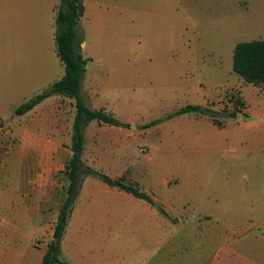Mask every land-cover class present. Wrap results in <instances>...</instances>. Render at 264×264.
<instances>
[{
  "label": "rangeland",
  "instance_id": "rangeland-1",
  "mask_svg": "<svg viewBox=\"0 0 264 264\" xmlns=\"http://www.w3.org/2000/svg\"><path fill=\"white\" fill-rule=\"evenodd\" d=\"M93 1L102 13L86 36L83 98L101 104L90 97L96 80L107 112L128 126H87L82 159L152 203L83 177L61 261L251 264L237 243L220 250L264 216V196L252 198L264 189V84L233 70L238 43L264 40V0ZM43 2L0 0V264H42L69 185L75 101L52 96L14 113L63 71ZM187 104L217 120L187 114L145 128Z\"/></svg>",
  "mask_w": 264,
  "mask_h": 264
},
{
  "label": "trees",
  "instance_id": "trees-1",
  "mask_svg": "<svg viewBox=\"0 0 264 264\" xmlns=\"http://www.w3.org/2000/svg\"><path fill=\"white\" fill-rule=\"evenodd\" d=\"M83 14L84 5L82 0L60 1L55 18V44L57 56L64 65L65 74L60 80L49 85L46 89L18 106L14 111L16 116H23L52 96H62L75 101L76 112L71 136L72 156L67 167L69 185L65 200L58 213L52 240L48 243L47 250L42 258V264H65L60 259L61 242L69 217L73 212L83 177H95L105 184H112L113 182L106 174L100 173L84 164L82 155L85 146V128L92 121L119 128L128 126L104 109H91L83 98L82 82L86 73L87 62L82 55L83 38L79 28V21ZM233 70L247 83L254 85L264 84V40L238 43L233 53ZM187 114L208 116L214 121L217 120L218 115L216 111L207 107L187 104L160 120L146 124L145 128L153 127L161 121ZM231 116L237 115L232 113ZM215 123L220 125L219 122ZM119 186L121 190L135 198L152 203L151 197L137 187L125 184Z\"/></svg>",
  "mask_w": 264,
  "mask_h": 264
},
{
  "label": "crops",
  "instance_id": "crops-1",
  "mask_svg": "<svg viewBox=\"0 0 264 264\" xmlns=\"http://www.w3.org/2000/svg\"><path fill=\"white\" fill-rule=\"evenodd\" d=\"M44 4L43 7H45L48 11H49V22H48V35L49 38L51 40L54 39L55 41V18H56V9L58 8L60 1L61 0H43ZM83 5H84V14L83 16L80 18L79 24L81 25V29H82V38H83V43H82V55L83 57L88 61V59H92L94 60V56L93 54H87L84 55L85 51L88 48V42H87V33L89 32V27H91V25L94 23L95 24V17H97L98 15H100L102 12L100 10V4L94 3L93 0H82ZM34 7H36L34 5ZM35 9V8H33ZM56 46V44H55ZM57 54V52H56ZM58 57V56H57ZM59 59V58H58ZM60 61V60H59ZM60 67L63 68V71L59 74H57L54 78V80L51 82L54 83L58 80H60L64 74H65V68L64 65L60 62L59 63ZM24 80V79H23ZM87 77L86 75H84V79L82 82V91L84 92V85L86 83ZM90 97L92 98H99L100 100H97V103L101 104L99 106H95V108L93 110H99V109H104L106 112V102H103L101 100V96L99 93V88H98V84L96 83V80L90 79ZM29 80H24V81H20V86H18L16 91H22V93H25L26 90H28L27 88L29 87V84H32V82ZM50 84V85H51ZM56 98H61L62 96H54ZM53 98V97H50ZM66 98V97H63ZM48 99V98H47ZM56 100V99H54ZM103 103V104H102ZM39 107V105H37L35 108ZM34 108V109H35ZM109 113V112H108ZM74 120V119H73ZM94 121L90 122L88 124L92 125V124H96L95 126H99V124L105 125L106 128L108 129H112V128H119V127H115L108 124H103V123H99L97 121V123H93ZM122 122V121H121ZM256 191V188L254 189ZM264 189L261 190V188L258 189L257 192L253 191L252 192V198L254 199V201L256 202H260L262 196H264ZM260 193V197H256V194ZM128 194V193H127ZM264 206V204H261V207ZM207 215H209L214 221H217L218 223H220L221 219L215 217L212 214L206 213ZM262 220L256 224H253L251 226H249L247 229L245 230H239V235L237 236H233L230 237L231 234L227 235L224 238V242H226V244L222 247V249L220 250V258H221V252L222 250L228 248V247H232L235 243H237V250H239V252L246 257L250 258V263L251 264H264V230H261L262 227H264V216H262Z\"/></svg>",
  "mask_w": 264,
  "mask_h": 264
},
{
  "label": "water",
  "instance_id": "water-1",
  "mask_svg": "<svg viewBox=\"0 0 264 264\" xmlns=\"http://www.w3.org/2000/svg\"><path fill=\"white\" fill-rule=\"evenodd\" d=\"M111 185H112V187H114V186H119V183H118L117 181L114 180V181L112 182ZM153 207L156 208V209H158V210L161 209V207L159 206L158 203H154Z\"/></svg>",
  "mask_w": 264,
  "mask_h": 264
}]
</instances>
